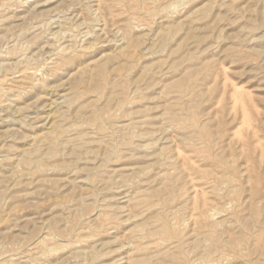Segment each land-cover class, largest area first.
I'll return each mask as SVG.
<instances>
[{
  "label": "rangeland",
  "instance_id": "1",
  "mask_svg": "<svg viewBox=\"0 0 264 264\" xmlns=\"http://www.w3.org/2000/svg\"><path fill=\"white\" fill-rule=\"evenodd\" d=\"M0 264H264V0H0Z\"/></svg>",
  "mask_w": 264,
  "mask_h": 264
},
{
  "label": "bare ground",
  "instance_id": "2",
  "mask_svg": "<svg viewBox=\"0 0 264 264\" xmlns=\"http://www.w3.org/2000/svg\"><path fill=\"white\" fill-rule=\"evenodd\" d=\"M50 250H51V248H50Z\"/></svg>",
  "mask_w": 264,
  "mask_h": 264
}]
</instances>
